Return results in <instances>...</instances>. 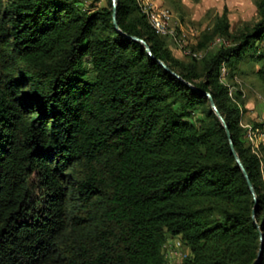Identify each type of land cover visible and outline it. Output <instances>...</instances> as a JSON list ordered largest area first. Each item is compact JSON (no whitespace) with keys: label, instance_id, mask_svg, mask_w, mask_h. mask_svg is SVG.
<instances>
[{"label":"trees","instance_id":"obj_1","mask_svg":"<svg viewBox=\"0 0 264 264\" xmlns=\"http://www.w3.org/2000/svg\"><path fill=\"white\" fill-rule=\"evenodd\" d=\"M101 1L0 0V264H171L168 237L180 264H254L264 123L242 126L222 69L264 59V0L253 26L233 34L224 12L193 50L230 44L184 59L140 0H118L125 34Z\"/></svg>","mask_w":264,"mask_h":264},{"label":"rangeland","instance_id":"obj_2","mask_svg":"<svg viewBox=\"0 0 264 264\" xmlns=\"http://www.w3.org/2000/svg\"><path fill=\"white\" fill-rule=\"evenodd\" d=\"M144 1L171 11L173 29L176 30L177 36L179 35L178 38L183 35L185 41L180 45L173 37L168 38V47L175 57L181 59L190 57L185 51L205 55L215 53L224 44H230L227 38L214 34L203 50H193L205 34L213 33L215 24L224 12L228 14L230 31L233 34L253 26L260 18V0H140L141 3ZM99 4L105 6L107 0H102ZM222 39L224 42H220ZM263 69L264 59L256 58L252 51L230 72L225 67L222 69L223 81L229 84L231 96L234 98L238 92L242 93L241 122L247 129H250L253 122L264 123V76L261 73ZM250 134L249 141L264 159V129L258 136L259 139L252 132ZM166 244V254L173 261L171 264H180L181 258L189 253L178 237H168Z\"/></svg>","mask_w":264,"mask_h":264},{"label":"water","instance_id":"obj_3","mask_svg":"<svg viewBox=\"0 0 264 264\" xmlns=\"http://www.w3.org/2000/svg\"><path fill=\"white\" fill-rule=\"evenodd\" d=\"M113 1H114V5H115V9H114V10H115V12H114V20H115L116 27H117V29H118L120 32L124 33V32L122 31L120 25H119V22H118V16H117L118 0H113ZM124 34H125V33H124ZM129 37L132 38V39H134V40H136V41H139V42L143 43V44L146 46V48H147L149 54H150L151 56L155 57V56H154V53H153V51H152V49H151V46L147 43V41H145L144 39H142V38H140V37H137V36H129ZM160 62H161L162 65H164V66L167 68L168 71H170V72H171L172 74H174L176 77H178V78H180V79H183L182 76H181L179 73H177L176 71H174L171 67H169V65H168L165 61L160 60ZM190 85H191L192 87H194V85H192V84H190ZM206 94H207V96L211 99L214 110H215V111L217 112V114L220 116V118L222 119V121H223L225 127L227 128V130H228V132H229V134H230L231 143H232V145H233V149H234V152H235L236 159H237L238 163L241 165V167L243 168V170H244V172H245V174H246L248 180L250 181L251 189H252L253 194H254V196H255V199H256V201H257V204H256V206H255V208H254V217H255V219H256V214H257V209H258V195H257L256 188H255L254 184L251 182L250 175H249L247 169H246L245 166H244V163H243V161H242V158H241L240 154L238 153V151L236 150V148H235V146H234L233 136H232V134H231V131H230L229 125H228V123H227L225 117H224V116L222 115V113L220 112V109H219V107L217 106V103H216V101L214 100L212 94H211L210 92H207ZM256 221H257V220H256ZM261 237H262V246H261V250H260L259 256H258V258H257V260L255 261L254 264H262V262H263V260H264V233H262V236H261Z\"/></svg>","mask_w":264,"mask_h":264},{"label":"bare ground","instance_id":"obj_4","mask_svg":"<svg viewBox=\"0 0 264 264\" xmlns=\"http://www.w3.org/2000/svg\"><path fill=\"white\" fill-rule=\"evenodd\" d=\"M141 10L144 13V15H146L147 20L149 21L152 28L155 30L154 32L162 36H171L178 43H180V45H183V42L185 41L184 40L185 37L182 35L180 38H178L179 35L177 36L176 30L173 29L172 15L169 9L163 7L159 8L158 6H155V4L153 5L150 2L144 1L141 3ZM158 14L163 15V21H164L163 23H162V18L158 17ZM185 54L196 58H201L203 56L202 53H196L192 51H185ZM165 247H167V244Z\"/></svg>","mask_w":264,"mask_h":264},{"label":"built area","instance_id":"obj_5","mask_svg":"<svg viewBox=\"0 0 264 264\" xmlns=\"http://www.w3.org/2000/svg\"><path fill=\"white\" fill-rule=\"evenodd\" d=\"M158 17H161V18H162V23H163V22H164V21H163V15L158 14Z\"/></svg>","mask_w":264,"mask_h":264}]
</instances>
